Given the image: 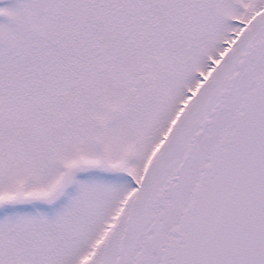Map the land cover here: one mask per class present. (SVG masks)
Wrapping results in <instances>:
<instances>
[{
	"label": "snow or ice",
	"instance_id": "1",
	"mask_svg": "<svg viewBox=\"0 0 264 264\" xmlns=\"http://www.w3.org/2000/svg\"><path fill=\"white\" fill-rule=\"evenodd\" d=\"M0 264H264V0L0 5Z\"/></svg>",
	"mask_w": 264,
	"mask_h": 264
},
{
	"label": "rangeland",
	"instance_id": "2",
	"mask_svg": "<svg viewBox=\"0 0 264 264\" xmlns=\"http://www.w3.org/2000/svg\"><path fill=\"white\" fill-rule=\"evenodd\" d=\"M8 0H0V5H3L4 3H7Z\"/></svg>",
	"mask_w": 264,
	"mask_h": 264
}]
</instances>
